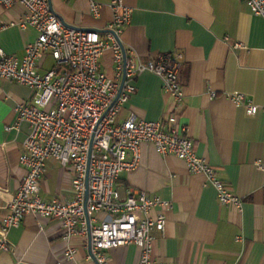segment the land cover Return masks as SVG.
Listing matches in <instances>:
<instances>
[{
	"label": "crops",
	"instance_id": "0c3cea01",
	"mask_svg": "<svg viewBox=\"0 0 264 264\" xmlns=\"http://www.w3.org/2000/svg\"><path fill=\"white\" fill-rule=\"evenodd\" d=\"M92 0H51L63 20L81 28L107 29L113 18L111 0L101 15L92 14ZM132 8L120 35L127 55L149 61L160 53H180L179 73L184 88L182 106L167 94L159 76L144 72L135 81L137 90L121 108L118 120L131 114L158 120L177 115L187 125L196 152L208 158L218 176L239 195L243 211L220 204L216 189L204 174L191 173L174 155L158 154L149 142L142 144V158L133 171L117 180L122 195L129 188L144 190L171 202L165 210L163 232L154 230V256L162 264H264V18L253 14L244 0H123ZM25 8L0 4V46L8 53L24 54L38 32L21 29L17 22ZM105 33V32H102ZM54 64L50 54L41 59V71ZM113 52L106 50L102 70L115 76ZM216 92L215 96L211 92ZM243 92L259 111L249 115L227 94ZM34 91L12 80L0 79V224L27 171L20 163L29 124L7 130L16 121L18 103ZM73 172L56 159L47 161L41 180L42 197L70 200ZM100 218L107 217L100 213ZM10 249L0 264H92L87 237L62 239L55 218L28 214L10 229ZM71 245L73 258L65 252ZM109 264H139L140 250L126 245L106 251Z\"/></svg>",
	"mask_w": 264,
	"mask_h": 264
},
{
	"label": "built area",
	"instance_id": "2783aa9c",
	"mask_svg": "<svg viewBox=\"0 0 264 264\" xmlns=\"http://www.w3.org/2000/svg\"><path fill=\"white\" fill-rule=\"evenodd\" d=\"M244 1L253 14L264 18V0ZM17 3L25 8L17 24L21 29L34 27L38 36L25 46L22 55L8 53L0 46V79L34 91L31 99L17 104L15 124L7 126L11 130L27 122L30 131L20 155L27 173L8 213L1 218L0 255L10 249V229L19 226L26 215L35 214L59 220L66 243L78 234L85 235L91 245L92 264H109L107 250L130 244L140 250L139 264H162L154 256L153 231H164L165 210L171 202L132 188L122 195L117 186L122 172L139 166L145 142L153 144L158 154L182 159L191 173L204 174L216 189L220 204L243 211V199L218 176L208 158L196 152L187 125L177 115L146 120L131 114L124 121L118 120L121 108L137 90V77L144 72L161 78L165 92L177 106H182L185 96L179 79L180 53H160L149 61L136 54L125 59L118 38L130 22L132 8L123 0H111L113 18L107 31H101L67 26L50 0H0L6 8ZM102 7L91 1L94 16L101 15ZM108 49L113 52L114 77L102 70V57ZM47 54L54 64L43 72L41 59ZM227 96L244 105L249 115L260 109L243 92ZM52 158L73 172L70 200H48L40 194L47 161ZM255 163L264 171L263 160ZM100 213L107 217L100 218ZM75 253L68 245L65 257L73 258Z\"/></svg>",
	"mask_w": 264,
	"mask_h": 264
},
{
	"label": "water",
	"instance_id": "95a60500",
	"mask_svg": "<svg viewBox=\"0 0 264 264\" xmlns=\"http://www.w3.org/2000/svg\"><path fill=\"white\" fill-rule=\"evenodd\" d=\"M50 2H51V0H50ZM51 5H52V2H51ZM54 10V9H53ZM62 20H63V18L59 15V14H57ZM64 21V20H63ZM64 23L67 25V26H70V27H73V28H76V29H92V30H94L95 28H81V27H78V26H75V25H72V24H68V23H66L65 21H64ZM101 31H107V29H105V30H101ZM118 41H119V43H120V45H121V47H122V50H123V53H124V56H125V59L127 58V51H126V48H125V46H124V44L122 43V41H121V39L120 38H118ZM125 80H126V76L124 75L123 76V79H122V86H123V84H124V82H125ZM88 178H87V190H86V199H87V197H88V193H89V190H88ZM91 245L89 244V250H90V247Z\"/></svg>",
	"mask_w": 264,
	"mask_h": 264
}]
</instances>
